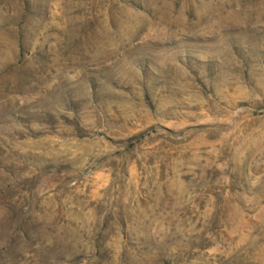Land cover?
<instances>
[{"label":"rangeland","instance_id":"374dc122","mask_svg":"<svg viewBox=\"0 0 264 264\" xmlns=\"http://www.w3.org/2000/svg\"><path fill=\"white\" fill-rule=\"evenodd\" d=\"M0 264H264V0H0Z\"/></svg>","mask_w":264,"mask_h":264}]
</instances>
